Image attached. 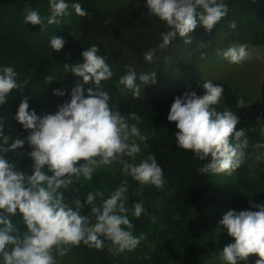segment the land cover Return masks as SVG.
<instances>
[{"label":"trees","instance_id":"16d2710c","mask_svg":"<svg viewBox=\"0 0 264 264\" xmlns=\"http://www.w3.org/2000/svg\"><path fill=\"white\" fill-rule=\"evenodd\" d=\"M110 1L65 0L69 4L68 14L58 17L59 24H48L49 0H0V68L12 66L18 74V83L28 81L22 92L13 90L7 103L0 106V119L4 122V134L10 137L9 143L17 138L25 139L23 148L8 152L5 158L32 174L34 161L28 153L33 149L26 141L29 131L14 119L21 98L28 97L29 111L35 110L41 117L55 114L58 106L70 102L71 89L81 79L72 73L66 74L63 66L81 63L82 52L96 45L100 49L97 55L105 58L113 72L110 80L102 82L110 95V104L125 117L132 113L140 117L139 121L128 119V123L137 124L141 134L148 137L147 141L136 139L142 149L132 162L139 164L154 155L163 169L164 184L161 188L141 186L123 173V166L117 161L104 174H97L104 167L98 168L90 183H82L79 188L72 186V193H65L66 197L74 196L83 203L92 192L96 194L95 205L100 206L122 182L127 181L126 207L134 225L133 235L144 233L146 237L131 252H117L109 241H105L102 250L81 244L74 248L79 251L82 264H225L219 254L235 241L218 222L229 210L257 211L251 205L264 204V177H257L252 172L258 162L254 145L259 143L252 114L249 107H236L240 97L228 84L211 80L224 88L223 99L215 106L217 111L232 110L239 118L236 130H244L248 139L245 161L234 173L232 181L225 185V188L232 187L226 194L220 193V197L210 192L215 174L198 172L210 162V157L201 161L191 151L180 149L175 140L178 129L167 116L174 98L193 90L202 96V85L210 80L179 83L184 71L216 54L217 49L226 50L233 43L264 45V0H224L228 14L211 32L198 26L189 45L177 36L170 46L158 49L154 63L146 62L143 54L157 48L162 43L160 34L170 29L147 12L146 0H130L108 12L100 7H108L105 4ZM73 3H80L91 18L76 14ZM29 7L45 18L43 30L40 25L25 23L24 10ZM232 21L237 24L235 30L228 27ZM54 35L66 41L59 52L50 47ZM129 69L136 71L138 84L140 74L156 72V83L141 84L139 98H134L131 91H122L124 86L119 83ZM48 75L55 77L51 83L45 82ZM84 87L86 94L88 85ZM56 89L65 94L53 95ZM260 110L264 120V79ZM221 176L216 183L222 187ZM99 193H103V197ZM226 195L229 199L226 205H211ZM138 202L143 204L145 212L136 218L132 206ZM90 207L85 205L81 214L89 215ZM12 219L21 231L25 230L19 216ZM257 259L252 255L246 264H255Z\"/></svg>","mask_w":264,"mask_h":264},{"label":"clouds","instance_id":"9594fccd","mask_svg":"<svg viewBox=\"0 0 264 264\" xmlns=\"http://www.w3.org/2000/svg\"><path fill=\"white\" fill-rule=\"evenodd\" d=\"M49 7L48 24H59L58 17L68 14L69 4L65 0H49ZM72 8L79 16H89L80 3H73ZM146 8L170 29L160 34L162 43L157 48L143 54L148 63H154L158 49L170 46L177 36L189 45L198 26L211 32L229 11L224 0H146ZM24 11L25 23L40 25L43 30L45 18L30 7ZM228 27L235 30L237 24L232 21ZM65 43L56 35L50 39V47L56 52ZM99 51V47L92 45L82 52L81 63L63 66L66 74L81 79L71 89L70 102L58 106L55 114L41 117L35 110L29 111L28 97L21 98L14 119L29 131L26 141L33 150L28 154L34 161L31 175L5 158L8 152L23 148L25 139L9 143L10 137L4 134V122L0 119V154H5L0 155V264H57L56 257L63 258L73 247L84 244L102 250L105 241L111 242L117 252H131L146 238L144 233L133 235L134 225L126 207L127 181L100 206L95 205L96 194L92 192L83 203L74 196H65L72 193V186L81 178L91 181L98 168L117 161L122 164L123 173L141 186L161 188L164 184L163 169L154 155L139 164L132 162L141 152L136 139L147 141L148 137L141 134L137 124L128 123V119L139 121L140 117L135 113L125 117L110 104V95L102 82L110 80L113 72L105 58L97 55ZM217 55L235 65L251 58L245 44L217 49ZM17 75L12 66L0 68V106L7 103L13 90L22 92L26 87L28 81L18 83ZM54 79L48 75L45 82ZM139 81L138 84L136 71L129 69L119 83L124 86L122 91H131L134 98H139L141 84L156 83V72L140 74ZM202 89V96L193 90L174 98L167 120L175 122V140L180 149L191 151L201 161L210 157V162L198 172L231 176L245 161L248 139L244 130H236L239 118L232 110L221 112L215 107L223 99V86L208 80ZM64 94L59 89L53 91L56 96ZM236 107L248 106L239 98ZM254 146L264 148V144ZM255 159L264 162L260 154ZM99 195L103 197V193ZM85 205L91 206L89 215L81 214ZM251 207L258 210H229L218 222L235 241L219 254L225 264H246L252 255L258 257L255 264H264V204ZM144 212L142 203L132 206L136 218ZM16 216L21 218L25 230L14 223L12 218Z\"/></svg>","mask_w":264,"mask_h":264},{"label":"rangeland","instance_id":"374dc122","mask_svg":"<svg viewBox=\"0 0 264 264\" xmlns=\"http://www.w3.org/2000/svg\"><path fill=\"white\" fill-rule=\"evenodd\" d=\"M129 1L130 0H112L108 3V5L105 4L108 7H104L102 5L100 7L108 12L124 6ZM234 45L240 44L233 43L230 46ZM247 46L248 51L251 53V58L243 62L241 65L229 64L228 61L222 59L216 53L214 55L206 57L198 65L184 71L183 74L179 77V83H188L196 79H210L228 84L240 98H243L245 104L249 107L256 132L259 136L258 144H264V134H262V130H264V120L260 110L261 85L264 79V45ZM256 153L257 155H262V160H264V148L256 147ZM113 164L110 166H104V168H101L100 171L97 172V174L106 173L107 168L113 166ZM252 172L257 177H264V162H256V167ZM220 175L221 174H215V177L212 181L213 186L211 187L212 189L210 192L213 196L220 197V193L226 194L228 192V188L230 189L232 187L230 185L228 186V188H225V185H227L228 181H232V179L234 178V173L231 176L222 174V187L221 185H218L216 183V181H218V179L220 178ZM91 181H86L81 178V180L73 186L79 188L82 187L84 183L87 184ZM228 200V195H226L218 200L215 204H209H211L212 206L222 204L226 205L228 203ZM56 259L57 264H82L81 255L79 251L74 247L66 256H64L63 258L57 256Z\"/></svg>","mask_w":264,"mask_h":264}]
</instances>
